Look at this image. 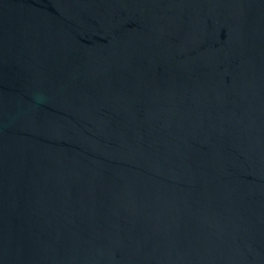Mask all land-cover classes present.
<instances>
[{"label": "water", "instance_id": "95a60500", "mask_svg": "<svg viewBox=\"0 0 264 264\" xmlns=\"http://www.w3.org/2000/svg\"><path fill=\"white\" fill-rule=\"evenodd\" d=\"M0 264H264V0H0Z\"/></svg>", "mask_w": 264, "mask_h": 264}]
</instances>
